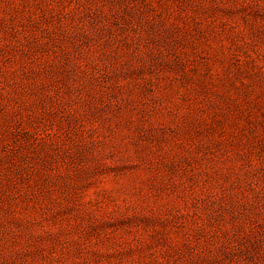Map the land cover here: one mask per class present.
I'll return each mask as SVG.
<instances>
[{
    "label": "rangeland",
    "instance_id": "1",
    "mask_svg": "<svg viewBox=\"0 0 264 264\" xmlns=\"http://www.w3.org/2000/svg\"><path fill=\"white\" fill-rule=\"evenodd\" d=\"M0 264H264V0H0Z\"/></svg>",
    "mask_w": 264,
    "mask_h": 264
}]
</instances>
